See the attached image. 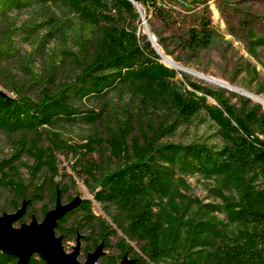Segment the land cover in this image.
Returning a JSON list of instances; mask_svg holds the SVG:
<instances>
[{
	"label": "trees",
	"instance_id": "trees-1",
	"mask_svg": "<svg viewBox=\"0 0 264 264\" xmlns=\"http://www.w3.org/2000/svg\"><path fill=\"white\" fill-rule=\"evenodd\" d=\"M57 1L0 0L5 37L0 55L14 54L11 40L17 32L27 33L35 47L44 45L48 36L54 37L63 24L54 9ZM63 1L87 19L82 27L92 37L94 48L72 79L57 81L55 69H50L45 77L35 73L33 83L39 88L35 96L26 93L32 83L15 85L14 94L0 92V129L17 134L11 154L0 158V186L10 191L12 203L10 210L0 204V212H14L27 202L26 210L14 221L19 225L33 216L42 221L56 207L58 196L63 203L72 201L74 197L64 200L69 188L66 178L75 180V176L60 169L57 155L58 149L70 143L61 138L58 127L83 114L109 125L111 111L117 112L129 95L136 101V114L130 111L125 118L111 119V132L106 135L91 134L88 148L104 146L107 151L100 160L80 161L87 173L86 185L113 222L95 213L91 197L81 198L58 219L56 232L63 235L64 245L78 230L68 224L69 217L82 210L94 231L88 236L94 245L85 249L88 253L102 243L101 264H120L125 255L133 264H161L162 260L167 264H264L263 104L225 87L193 80L184 72L189 85L176 80L178 70L161 61L147 34L138 33L136 25H118L108 13L116 8L141 21L132 0ZM137 1L160 8L157 0ZM20 11L25 16L17 25L14 12ZM80 30L81 26H74L77 36ZM192 37L191 43L199 41L198 33ZM30 60L31 51L20 63L33 73ZM87 95L99 97L105 106L109 103L110 111L84 113L77 100ZM203 113L216 124L214 134L222 139L220 146L198 140H162ZM24 154L31 162L21 160ZM179 170L214 177L212 190L222 202L188 196L180 185L184 178L177 175ZM38 202L42 216L35 213ZM195 203L199 209L193 211ZM216 211H224L226 219L206 217ZM113 235H118L114 243ZM111 246L118 252L105 253ZM17 262L18 257L0 250V264ZM26 264L50 263L36 251Z\"/></svg>",
	"mask_w": 264,
	"mask_h": 264
},
{
	"label": "rangeland",
	"instance_id": "rangeland-1",
	"mask_svg": "<svg viewBox=\"0 0 264 264\" xmlns=\"http://www.w3.org/2000/svg\"><path fill=\"white\" fill-rule=\"evenodd\" d=\"M157 3L160 6L158 10L153 4L146 6L140 3L144 13V17L140 15L141 21L133 20L130 15L121 13L116 8L108 10V13L114 16L115 22L120 26L132 27L136 25L137 31L141 35L148 33L146 28V24H148L160 52L188 70L176 68L178 70L176 80L188 84L184 76L186 73L191 79L207 85L225 87L239 94L245 93L247 96L250 94L252 97L253 95L264 97V0H157ZM54 9L63 21L61 30L57 31L54 37L48 36L44 45L35 47L27 33L17 32L11 40V45L15 49L14 54L0 55V87L9 94H14L13 87L15 85L22 86L32 83L31 89L26 93L35 96L39 89L37 84L33 83L35 73L45 77L50 69H55L57 81L72 79L76 72L81 70L86 58L93 51V39L91 36H87L82 27L87 19L81 11L63 0H58L54 4ZM14 13V19L18 25L25 13L21 11ZM74 26H81L79 36L75 34ZM3 31L4 24L0 21V44L5 38ZM195 32L199 35V41L191 43L190 40ZM204 33L207 34L204 35ZM29 51H31V60L28 63L33 73L24 69L20 63L21 57ZM161 56L163 58V54ZM191 71L199 72L210 79ZM105 97L109 101V94ZM252 99L257 101L254 97ZM209 100L214 101L210 97ZM123 101L125 102L124 106H119L117 112L111 111L109 125L100 119L92 121L83 114L76 120L58 127L61 138L70 143V146L57 150L60 169L75 176V180L69 176L66 178L69 188L64 200H69L71 197H91L95 213L106 216L110 222H113L111 216L107 215L103 204L93 197L85 183L87 173L80 161L100 160L103 151H107L104 146L88 148L86 143H88L91 134L99 131L100 134L106 135L111 132L114 119L125 118L130 111L136 114V101L132 100L129 95H126ZM77 103L84 113L90 109L99 111L103 108L106 114L110 111L109 103L105 106L99 97L93 95L84 96L78 99ZM216 128L214 121L203 113L200 116H194L190 123L184 122L173 132L163 135L162 140L182 142L198 140L220 146L222 139L214 134ZM13 137H17V134L0 129V158L11 154ZM21 160L31 162V159L25 154ZM111 164L112 161L109 158V165ZM22 170L27 175L25 166H22ZM177 175L184 178V182H180V185L188 196L196 197L202 202H222V198L212 190L216 185L214 177L191 173L187 170H179ZM10 197V191L4 186H0V204L7 210L12 208ZM41 204V202L37 203L38 211L35 212L39 216H42ZM192 209L193 211L198 210L199 203H195ZM83 215L84 212L80 210L69 217L68 224L76 225L78 230L77 235L66 238L65 245L68 251L78 250L80 245L79 256L85 263L91 254V252L87 253L85 247L94 245L93 240L88 236L90 233L93 235L94 231L91 229V225L87 224ZM202 215L203 213L198 216ZM214 215L219 219H226L224 211L209 213L206 217ZM34 219L39 220L37 216H33L30 221L15 225V227L21 229ZM118 232L121 234V229H118ZM61 236L63 237L62 234ZM117 239L118 235H113L111 242L114 243ZM105 251V253H117L118 249L111 246L105 248ZM95 264L101 263L97 260ZM161 264H167V261L162 260Z\"/></svg>",
	"mask_w": 264,
	"mask_h": 264
},
{
	"label": "water",
	"instance_id": "water-1",
	"mask_svg": "<svg viewBox=\"0 0 264 264\" xmlns=\"http://www.w3.org/2000/svg\"><path fill=\"white\" fill-rule=\"evenodd\" d=\"M132 1L137 6L140 15L144 17L139 2L137 0ZM146 28L153 46L162 55L148 24H146ZM161 59L164 61L163 58ZM0 92L7 93L2 87H0ZM248 96L253 98L250 94ZM80 201L81 198L76 197L70 202L63 203L58 196L56 207L47 211L42 221L34 219L21 229L15 227L14 221L26 210L27 202H24L23 206L14 212H0V250L18 257L17 264H26L36 251L50 264H95L100 254L103 253L102 243L90 251L88 260L83 263L78 257L81 246L79 245L78 250L68 251L63 243V237L56 232L58 219ZM122 264H133V259L125 255Z\"/></svg>",
	"mask_w": 264,
	"mask_h": 264
},
{
	"label": "bare ground",
	"instance_id": "bare-ground-1",
	"mask_svg": "<svg viewBox=\"0 0 264 264\" xmlns=\"http://www.w3.org/2000/svg\"><path fill=\"white\" fill-rule=\"evenodd\" d=\"M162 54H163V59H164V61L167 63V64H169V65H171V66H174L175 68H178V69H180V70H186L185 68H184V66H182V65H180V64H177V63H175L174 61H172L169 57H167L163 52H162ZM186 71H188V70H186ZM191 72H193V73H195V74H197V75H199V76H201V77H204V78H206V79H210L208 76H202V74L201 73H196V72H194V71H191ZM201 74V75H200ZM253 97H254V99L255 100H257V101H261L263 104H264V97H261V96H257V95H253Z\"/></svg>",
	"mask_w": 264,
	"mask_h": 264
}]
</instances>
